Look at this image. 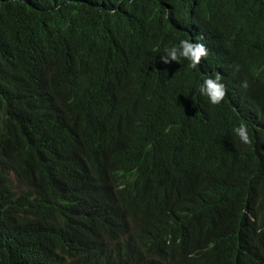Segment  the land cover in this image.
<instances>
[{
    "label": "trees",
    "instance_id": "1",
    "mask_svg": "<svg viewBox=\"0 0 264 264\" xmlns=\"http://www.w3.org/2000/svg\"><path fill=\"white\" fill-rule=\"evenodd\" d=\"M203 34L204 64L161 61ZM213 73L219 105L198 91ZM105 117L150 153L153 177L131 208L155 230L149 259L95 212L125 171L126 143L93 161ZM240 122L247 144L231 131ZM161 181L221 191L205 205L195 195L193 218L168 228ZM0 264H264V0H0Z\"/></svg>",
    "mask_w": 264,
    "mask_h": 264
},
{
    "label": "clouds",
    "instance_id": "2",
    "mask_svg": "<svg viewBox=\"0 0 264 264\" xmlns=\"http://www.w3.org/2000/svg\"><path fill=\"white\" fill-rule=\"evenodd\" d=\"M213 35L211 37L205 34L197 36L196 42H192L188 39H180L177 43L166 46L163 49V54L160 55V59L164 64H169L172 61L178 62L182 58L188 62L187 67L195 68L199 64H204L205 60L209 56L208 46L211 44ZM192 90L197 92V87L193 86ZM198 91L201 96L207 98L210 105H219L222 101L226 100V88L221 81L220 75L215 73L206 75L203 80L198 84ZM254 99V98H253ZM254 102L252 101V105ZM255 116L260 117V109L253 111ZM106 118V117H105ZM107 119V118H106ZM110 121L113 123L110 125ZM103 129L98 131L99 135L106 137L100 141L105 142V147L101 146L98 140V148L93 151H101L103 157L95 159L93 161L98 162L103 159L105 161H114L115 153L117 150L116 144H121L119 159H121L125 171L121 180L116 177L114 181L110 182L109 187L101 191L103 204L98 207L95 212L102 217H111L112 219L119 220L122 229H130L132 234V249L136 253H142L147 259L149 256L144 251L145 245L152 242V237L155 234V230L144 234L141 229L139 221L135 218L134 212L131 210L132 206L141 199V195L145 189V186L151 182L153 174H143L146 169L151 168L148 166L150 153L147 158L144 155L146 147L141 146L139 150L134 151L133 147H136L132 141L120 140V136L123 131V122L116 117L113 119H107L103 121ZM109 131H104L106 128ZM232 134L239 139L243 144L249 143V132L245 123L240 122L234 125L231 129ZM110 140L107 141V140ZM96 143H93L96 146ZM140 157L141 160L135 163L134 159ZM132 160V161H131ZM131 161V162H130ZM143 169H140V167ZM157 168L156 170H158ZM143 174V175H142ZM148 184V186H149ZM169 181H161V185L167 190V194L170 196L169 203L165 206L168 213L165 215L167 227H178L184 220H190L193 218L195 211L197 210L195 198L196 195L201 204L205 205L208 198H218L221 191V186L217 182H207V184L201 186L197 183L188 184L185 186H178L170 188ZM185 203H189L191 206L188 210L181 212L177 211L176 207H181ZM111 210L119 212V214L111 216ZM87 218L93 219L90 215ZM101 219V218H98ZM163 224L159 221L157 226ZM152 233V234H151ZM153 235V236H152ZM165 244H170L171 240L165 237Z\"/></svg>",
    "mask_w": 264,
    "mask_h": 264
}]
</instances>
